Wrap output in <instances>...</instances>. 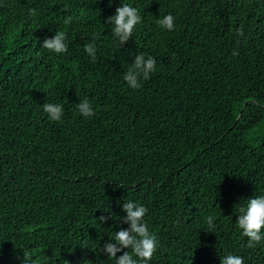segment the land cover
Listing matches in <instances>:
<instances>
[{
	"label": "trees",
	"instance_id": "1",
	"mask_svg": "<svg viewBox=\"0 0 264 264\" xmlns=\"http://www.w3.org/2000/svg\"><path fill=\"white\" fill-rule=\"evenodd\" d=\"M122 3L142 16L124 46L106 23ZM169 13L173 31L156 22ZM59 30L62 54L42 46ZM94 40L95 61L84 50ZM138 53L157 70L133 89L123 76ZM84 97L95 116L78 112ZM45 102L64 106L61 121ZM254 195H264V0H0V264H21L24 251L38 264H115L101 248L129 227L128 200L149 209L160 241L149 264L228 253L264 264V239L248 247L236 222Z\"/></svg>",
	"mask_w": 264,
	"mask_h": 264
},
{
	"label": "clouds",
	"instance_id": "2",
	"mask_svg": "<svg viewBox=\"0 0 264 264\" xmlns=\"http://www.w3.org/2000/svg\"><path fill=\"white\" fill-rule=\"evenodd\" d=\"M29 14L33 17L38 15L36 8H30ZM72 16L64 18L63 23L70 25ZM142 22V16L138 7L130 3H122L117 7L115 14L106 18V23L112 24L113 36L118 40L121 46H124L133 36L137 25ZM157 24L167 30L175 29V17L169 13L157 21ZM237 36L243 37V29L237 30ZM239 43V40H237ZM42 46L56 54L66 53L68 50V41L66 31L59 30L54 36L45 38ZM85 52L96 60L97 47L95 40L84 46ZM234 56L239 55L238 50L232 53ZM157 70V60L154 56H147L138 53L134 56V62L125 72L123 79L127 85L133 89L142 87V81L151 78V75ZM43 111L48 115L51 121H61L64 116V106L60 103L45 102L42 104ZM78 112L85 118L95 116L96 112L88 97H84L77 103ZM123 210L126 215L121 218V223H128V228L121 227L115 232L113 237L106 242L101 251L109 258L115 260V264H149L157 252L160 241L158 235L149 230L145 216L149 209L139 202L128 200L123 203ZM101 224L107 223L110 216H100ZM215 217L209 215L206 219L207 229H213ZM238 227L242 230V235L248 238V247H254L264 239V195H254L249 197L247 203L239 208L237 219ZM128 249V251H124ZM118 252H123L117 257ZM21 264H38V261L27 251H24L22 257H18ZM220 264H245L244 258L239 255L228 253L221 257Z\"/></svg>",
	"mask_w": 264,
	"mask_h": 264
}]
</instances>
